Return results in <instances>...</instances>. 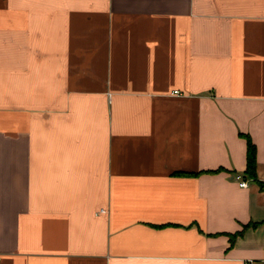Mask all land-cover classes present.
I'll return each mask as SVG.
<instances>
[{"label": "crops", "instance_id": "obj_1", "mask_svg": "<svg viewBox=\"0 0 264 264\" xmlns=\"http://www.w3.org/2000/svg\"><path fill=\"white\" fill-rule=\"evenodd\" d=\"M246 261L264 0H0V264Z\"/></svg>", "mask_w": 264, "mask_h": 264}, {"label": "trees", "instance_id": "obj_2", "mask_svg": "<svg viewBox=\"0 0 264 264\" xmlns=\"http://www.w3.org/2000/svg\"><path fill=\"white\" fill-rule=\"evenodd\" d=\"M247 141V151H246V169H245V177H248L250 179H255V167H256V160H255V154L256 149L254 144L251 142L250 138L248 136L245 137ZM249 225H256V224H249ZM241 234H234L230 236V242H233L235 237L237 235Z\"/></svg>", "mask_w": 264, "mask_h": 264}, {"label": "built area", "instance_id": "obj_3", "mask_svg": "<svg viewBox=\"0 0 264 264\" xmlns=\"http://www.w3.org/2000/svg\"><path fill=\"white\" fill-rule=\"evenodd\" d=\"M236 180L239 181V185L241 187H247V181L246 180H242L240 176H236ZM243 264H251V262L246 261Z\"/></svg>", "mask_w": 264, "mask_h": 264}]
</instances>
